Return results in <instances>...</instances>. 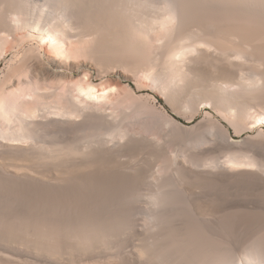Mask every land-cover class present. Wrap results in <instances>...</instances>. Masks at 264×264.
<instances>
[{
  "label": "bare ground",
  "instance_id": "6f19581e",
  "mask_svg": "<svg viewBox=\"0 0 264 264\" xmlns=\"http://www.w3.org/2000/svg\"><path fill=\"white\" fill-rule=\"evenodd\" d=\"M154 3L152 0H0V40L3 43L8 42V47L2 50V54L7 56L8 53H17L18 55L21 54L20 52L24 53V55H21L23 56L20 58L21 60L18 59L20 61H18L20 64L19 70H21V73L25 71L26 74H30L28 76L30 79H26L28 82L25 85L28 84L31 88H34L30 103L22 102L16 96L19 91L22 92V89L25 91L23 88L25 86L24 82H19L20 79L18 81L17 78L12 79V77L7 89L3 91V98L0 100V122L4 123L0 127V183L2 184L5 181L7 184L4 185L7 186L8 182H14L25 192L30 191L32 185H35V187L36 185L37 187L38 185L43 186L46 189L52 188L50 190L53 191L54 189V198L49 195L48 190L45 191L57 203L56 206L53 205L55 207L49 208L48 213H51L49 215L45 214L46 218H44L45 216L42 218L44 221L41 220L38 224V221H34L37 226H31L32 223L34 224L32 218L31 223L28 219H25V221L20 220L23 222L20 226L15 227L11 223L10 226L15 228L6 225L8 226L6 234L11 232L22 234L27 239L25 242L29 241L30 246L35 244L34 246L38 250L42 249L55 257L58 255L62 259L66 257L65 261L69 258L72 261L77 259L80 255L77 256V253H81L82 256L85 255L84 257L90 255V257L88 256L89 260L86 257L87 261H90V258L97 261L96 258L106 255L107 250H114L111 254H109L110 252L107 254L109 256L106 260H100L101 263L98 260L99 263L264 264V220L258 219V217L264 218V199L262 201H242L238 199L234 200L235 202L232 201L233 199H231L232 202L229 199V203L226 202L227 199L223 198L225 202L224 200L220 202L224 203L218 201L219 203L214 204L210 201L211 204L202 191L194 189V187H188L190 185L187 186L185 182L187 176L189 179L193 178V180L203 177L221 187L229 186L231 188L233 185H239V187L241 185H252L264 189L263 156L252 154L253 151L250 152L251 150L249 152L248 150L246 152L245 150H237L240 149L242 143L232 140L229 129L221 124L220 129H223V135H226L227 140H230L227 143L230 144L229 147L233 150L226 159L205 158L201 154V156L199 154L194 156L193 154V156L186 155V157L184 154L185 157L180 159L168 160L171 163L170 165L166 162L170 165V173L166 172L167 175L164 173L165 177L162 176V178L157 179L154 172L146 176L148 182H145L149 183V188H146L147 194L140 190L142 186L140 189L138 188L139 190L136 189L135 202L145 201V203L143 202L144 205L140 204V208L138 207L135 213V221L127 218V220L121 219V217L113 218L114 216H109L110 218L88 216L90 212L87 215L86 212L81 210V205L75 203L76 206H74L73 201L70 205V202H67V198L64 197V191L66 193L72 192L69 191V188L67 191L65 186V183L70 180H64L63 175L61 176L59 173V175L55 174L52 178L51 175L48 176L49 174L43 175L44 172L40 173L43 175H40L41 177L37 175L38 171H36L37 174L35 173V169L38 170L37 168H39V171L42 169L49 173L53 169H59L60 165L57 162L61 157H67L68 164L72 163L73 167L76 164L74 168H78L79 172V169H83L84 161H88V159L106 154L111 156L125 151L124 148L129 151L132 146L135 148V152L144 148H151L152 144H149L144 138L119 134L116 122H114L115 118L112 120V115L103 112L102 108V111L85 109L86 104L89 102L97 105L101 100L102 103L106 95V88L101 87L102 93L100 94L97 86L89 82L90 74L93 73L91 72L92 69L97 68L88 58L98 59L97 56H104L102 54L107 49L103 51L104 48L101 50L102 47H97V45L104 39L106 41L107 36L110 38V41L107 39L108 42L118 43L122 47H119L120 50L118 49L120 53L122 51L124 53L131 52L135 55V60L140 59V61H136L137 63L135 62L134 79L129 74L130 67L122 66L123 69L121 67L120 70L114 71L123 75L127 80H135V94L133 92L135 98L138 93H141V97H138L141 99L144 97L142 95H145L143 94L144 91L152 90L165 99L173 114L177 116H180V113L176 110L177 108L175 109L177 105L191 110L200 98L202 103L210 104L219 112L218 114L230 118L234 122L236 120L249 122V120L254 119V124L262 121L264 125V0H163L159 6ZM148 8H154L156 12H148L146 10ZM136 20L139 24H136ZM152 32L162 33V36L158 34L161 36L158 38L160 53L158 52L159 54L156 57L154 55L151 60L150 58L146 59L150 55H148V52L146 55V50L150 49L146 47L149 40L151 41L150 33L152 34ZM92 35L98 36L99 40H96L98 44L94 45L96 47L86 44L87 37L90 38ZM129 53L126 54L129 55ZM106 56L108 58L107 54L104 57L106 58ZM122 56L119 58L120 60ZM78 57H83V60L82 58L77 60ZM84 57H88L87 60ZM132 57L134 56L132 55ZM125 58H123L124 62ZM123 61L121 60V62ZM141 61L145 63L141 64ZM67 71L82 72L87 79L85 84L79 83L78 87L76 86L77 91L75 89L74 94H72L73 92L70 93L72 94L69 97L70 111L68 108L63 109L43 101L48 98L47 95L51 91L46 90L45 92L40 89L41 84L45 85L52 77L63 76ZM107 83L110 84H108L109 88L111 87L110 89L113 90L121 87V81L118 80H111ZM147 95L150 100L151 94ZM31 104H34V106L31 107ZM154 108L152 107V109ZM152 109L147 108L149 111H152ZM155 112L147 113L149 116L146 115L147 118L145 119L151 118L152 115L156 114ZM76 113L80 115L79 119L74 118ZM162 113L167 122L175 124L176 128L186 129V126L179 123L166 109ZM150 123L152 124V121ZM212 125L211 127L216 128L217 121ZM237 125L239 124L237 123ZM101 129L105 132H101ZM245 130L247 129L245 128ZM78 132L84 135V137L82 135L84 142L91 139L89 147L79 148L77 142L66 141V139L65 146L54 147L51 142V147H47L49 143L45 142V139H49L53 135L57 140L58 135H71L73 133L78 135ZM104 136H107V138H104ZM259 136L264 139V129L260 131ZM78 138L80 139V137ZM123 140H126V143ZM69 141L71 144H69ZM59 143V141H56L54 145H59ZM81 143L83 144V140L80 144L78 142V146ZM133 147L132 149H134ZM99 158L101 159V157ZM56 164L59 166L57 167ZM67 167L65 166V168ZM142 180L140 181L142 182ZM11 183L9 185H12ZM103 185L101 184V186ZM100 188L102 189V187ZM35 189L32 191H35ZM74 191L73 193H75ZM36 193L38 195L42 192L39 189V193ZM60 193H63L64 196H60ZM5 194L7 195V193ZM95 199L92 204L98 207ZM36 204L39 206L38 203ZM100 204L102 206V203ZM86 207L88 208V206ZM93 208L92 210L97 211ZM104 209L106 211V208ZM121 209L118 210L121 211ZM111 210L113 211V209ZM36 212L35 210L33 213ZM240 216L245 217V219L247 216L250 220L247 219L249 221L241 224L236 221L237 219H243ZM250 216H256L257 219L254 218L253 220ZM2 219L3 217H0V220ZM2 222L0 223V229L4 227ZM131 233L134 236H130ZM19 234H17L18 237H21ZM128 234L130 238H135V246L131 250H129V247L134 243L132 238H125V242L127 240L132 241L131 244H129L130 241L128 242L129 246L128 244L125 245L124 239L120 240ZM12 238L14 239V237ZM101 240H103V244L100 243ZM20 242L18 243L20 244ZM24 244L26 245V243ZM99 248L104 249L103 252L106 250V253L102 255L103 252ZM25 250L27 251V249ZM42 253L44 252L42 251ZM71 254L77 258H71L70 256L67 258ZM74 254L76 255L74 256ZM84 257H81L82 260L79 257L80 260L78 259V261L80 263L82 261L86 262ZM93 259L91 262H94ZM0 262L2 261L0 260ZM81 264L85 263L82 262Z\"/></svg>",
  "mask_w": 264,
  "mask_h": 264
},
{
  "label": "rangeland",
  "instance_id": "374dc122",
  "mask_svg": "<svg viewBox=\"0 0 264 264\" xmlns=\"http://www.w3.org/2000/svg\"><path fill=\"white\" fill-rule=\"evenodd\" d=\"M153 2H155L154 4L156 5H160V3L163 1H160V0H152ZM154 8H148L146 9L148 12H154L155 9L153 10ZM145 10V11H146ZM153 10V11H152ZM146 11V12H147ZM156 12V11H155ZM138 20H136V24H139L137 23ZM195 28V27H194ZM155 33V35H154ZM152 32V34L150 33V39L151 41L149 40V42H151L150 44L147 43V49L146 50V55H147V52H148V55L150 56H147L146 59L150 58L152 60V58H154V55L155 57L160 53V47H159V39L162 35V33H159V32ZM157 33V34H156ZM160 34V35H158ZM108 35V34H107ZM158 36V37H157ZM109 36H107L106 38L110 41V38H108ZM156 38V39H155ZM104 39V41H100L99 45H97L98 43L96 42V40H99L98 39V36H90L87 37V40H86V44H88V46H93V47H96L94 45H97V47H102L101 50L103 49L106 50V51H102L103 54L105 56V54L108 55V58L106 56V59L104 56H97L99 57L98 59L97 58H88L89 61L93 62L94 65L96 66L97 69H95V67L92 69L91 72H93L92 74H90V81L89 82H92L93 85L97 86V89L100 90V94L102 93V88H106L107 91L105 92L106 95L104 96V100H102V103H101V100L97 103V105L95 103H87L86 106H85V109L87 110H91V111H99L103 109V112L107 113L108 115H112L111 117L112 120L114 119V122H116V127L118 129V133L120 134H127L128 136H133V137H137V138H144L146 141L149 142V144L151 143L152 146L151 148H144L142 150H137V152H135V148L132 149V147L130 148L129 151H126L127 149L124 148L125 151H121V152H118L117 154H114V155H102V156H99L101 157V159L99 157L97 158H92V159H88L87 163L86 161L85 164L83 165V169H79V172H78V168H74L76 167V164L74 165L73 167V164L72 163H69L68 164V161H67V157H61L58 159V162L56 166L59 168V169H53L51 170L52 172H47L45 170H42L40 169L39 171V168H37L38 170L35 169V173L37 174L36 171H38V174L37 175H44V174H49L48 176H50L52 178V176H55L56 175H63L64 177V180H70L69 182L67 181L65 183V186H66V189L68 191V188H69V191L71 190L72 194L70 192H67L64 191V195H62L63 193H60V196H64L67 200V202H70V205H71V202L73 203V205L76 203V205H81V210H83L84 212H86V214L88 215V212H90V214L88 216H91V217H95L97 218V216L99 218L103 217V218H110V217H113V218H117V217H121V219H131L132 221H135V213L138 209V207L140 208V204H143L145 203V201L143 202H135V197H136V192L137 190L140 189V187L142 189V192L147 194V189L149 188V183L146 176H148L151 172H154L155 175H157V179H160V177L162 178L165 177L168 173L166 172H169L170 171V165L171 163L168 161V160H171L173 158H182V157H185L186 155H192L194 154L195 155H202L203 157L205 158H217V159H226V157L231 153V151H233L228 143L230 142V140H227L228 138L226 137V135H223V129L221 127V125L225 126L227 129H229V132H230V135L232 137V140L234 141H237V142H241L242 143V146H240V149H237V150H245V152L248 150V152H252V154H258L260 157L264 158V139H261V137L259 136V133L262 129H264V125L262 124V121L258 122L257 124H254L255 121H253L254 119H251L249 120V122H244V121H232V119H229L227 117H224L222 116L221 114H218L219 112L216 111L213 106H211L210 104H205V103H202V101H200V98L197 100V102L195 103V107H192L191 110L189 108H183L184 106H181V105H177L175 107V109L180 113V116H177V115H174L173 112H172V109L170 108V106L166 103L165 99H163L162 97H160L159 95H157L155 92H153L152 90H147V91H144L143 94L145 95H142L143 98H138V97H141V93H138V96H134L135 94V80H133L135 78V71H133L135 69V62L138 60L140 61L139 58H137V60H135V55L133 53H131L134 57H132V55L130 56V53L129 52H125L122 51L121 53L118 51L119 47L122 48L121 46H119V44H115L114 42H108V40ZM1 41V40H0ZM94 41V43H93ZM2 44L0 43V100L3 98V91L4 89H7V85L10 83V80L11 78L12 79H16L22 83V81L24 82L23 84L25 85L26 82H28V80L26 79H30V77L28 78V76L30 75L29 73L26 74L27 72L24 71V73H21L19 70L20 68V64L18 63V59L22 58L23 56L21 55H24V53L20 52L21 54H17V53H11V54H6L7 56H5L3 53L2 50H5L8 46V42H4L1 41ZM96 42V44H95ZM104 42H106L104 44ZM158 42V43H157ZM108 43V44H107ZM111 43V44H110ZM114 43V44H112ZM107 44V45H106ZM110 44V45H109ZM162 44V43H161ZM6 45V46H4ZM101 45V46H100ZM91 46V47H92ZM114 46V47H113ZM106 47V48H105ZM117 47V48H116ZM2 48V49H1ZM5 48V49H4ZM109 48V49H108ZM115 48V49H114ZM159 49V51H158ZM120 50V49H119ZM118 51V52H117ZM157 51V52H156ZM5 52V51H4ZM150 52V53H149ZM159 52V53H158ZM105 53V54H104ZM125 56H122L123 54ZM126 53H129L126 54ZM157 53V54H156ZM122 54V55H119ZM144 54H145V51H144ZM111 55V56H110ZM4 56V58H3ZM20 56V57H19ZM114 56V57H113ZM122 56V61H123V58H125V62H121V60L119 59L120 57ZM15 57V58H14ZM18 57V58H17ZM105 60H103L104 58ZM112 57V58H110ZM129 59H128V58ZM2 58V59H1ZM79 58V59H78ZM76 58L77 60H83V57H78ZM86 57H84V59L87 60ZM94 58V60H93ZM96 59V60H95ZM11 60V61H10ZM21 60V59H20ZM119 60V61H118ZM150 60V61H151ZM155 61V59H153ZM14 61V62H13ZM95 61V62H94ZM113 63H112V62ZM127 61V62H126ZM137 61V62H138ZM20 62V61H19ZM107 62V63H106ZM111 62V63H110ZM136 62V63H137ZM144 61H141V64L143 63ZM16 63V64H15ZM98 67H97V65ZM118 63V64H117ZM145 63V62H144ZM100 66V67H99ZM120 66V67H119ZM124 66L126 68H131V71L129 72L130 75L133 76V79H130V80H127L123 75H121L120 73L118 72H114L116 70H120L121 67ZM128 66V67H127ZM115 67V68H114ZM134 67V68H133ZM123 69V67H122ZM112 70V71H110ZM19 71V72H17ZM133 71V72H132ZM100 72V73H99ZM108 72V73H107ZM132 72V73H131ZM106 73V74H105ZM131 76V77H132ZM80 80V81H79ZM109 80V81H107ZM113 81V80H118V81H121V84L119 88H114L113 89H110L109 88V83L107 82H110V81ZM85 81H87V79L83 76V73L82 72H71V71H67L63 76H57V77H52L51 79H49L47 81V84L43 85L41 84V90L42 91H51L49 92V95L47 99H44L43 101H45L46 103H48L49 105H57L59 107H62L63 109H67L68 110L71 108H69V105H70V102H69V97H71L72 94H74V92L77 91V85L79 83H86ZM134 83V84H133ZM109 84V85H108ZM103 85V86H102ZM48 86V87H47ZM77 86V87H76ZM30 86L27 84L25 86H23V88L25 89V91L22 89V92L20 93L19 91V94H17L16 96H18L17 98L19 100H22V102H28L30 103L31 102V99L33 98V94H34V88H29ZM102 87V88H101ZM67 88V89H66ZM103 88V89H104ZM76 89V91H75ZM110 90V91H108ZM113 91V92H112ZM73 92V93H72ZM108 92V93H107ZM134 92V94H133ZM52 93V94H51ZM72 93V94H70ZM147 94H151V97L150 100L148 99V95ZM68 95V96H67ZM133 97V98H132ZM50 98V99H49ZM133 100V101H131ZM137 100V101H136ZM145 100V101H144ZM200 101V102H199ZM143 102V103H142ZM56 103V104H55ZM69 103V104H68ZM101 103V104H99ZM113 103V104H112ZM138 104V105H137ZM147 105H149L148 107H150L152 109V107H155L154 109H156L154 111V109H152L153 112H155L156 114L155 115H152L151 117V113H150V117H148V121L145 119L147 118V116H149L147 113L149 112H152V111H149L147 110ZM30 106V104H29ZM34 106V104L32 105L31 104V107ZM89 106V107H87ZM144 106V107H143ZM87 107V108H86ZM142 107V109L139 110V108ZM99 108V109H98ZM102 108V109H101ZM145 109V110H144ZM164 109H166L179 123L183 124L184 126H186V129L184 128H179L175 126V124L173 123H169L167 122L166 118L164 117V114L162 113V111H164ZM69 110V111H70ZM138 110V111H137ZM149 112H147V111ZM116 112V113H115ZM125 112V113H124ZM139 112V113H138ZM145 112V113H144ZM124 113V114H123ZM128 113V114H127ZM80 114V113H79ZM153 114V113H152ZM160 114V115H159ZM74 114V118L76 117V119H79L80 118V115H77ZM115 117H114V116ZM122 115V116H121ZM163 115V116H162ZM225 115V114H224ZM79 116V117H78ZM164 117V118H163ZM212 118V119H211ZM119 119V120H118ZM151 119V120H150ZM227 121H226V120ZM117 120V121H116ZM154 120V121H153ZM211 120V121H210ZM217 121V127L216 128H213L211 126L212 123L216 122ZM129 121V122H128ZM152 121V124L150 122ZM163 121V122H162ZM213 121V122H212ZM226 121V122H225ZM251 121V122H250ZM231 122H233L231 124ZM126 123V124H125ZM169 123V124H168ZM219 123V124H218ZM235 123V124H234ZM237 123L239 125H237ZM120 124V125H119ZM158 124V125H156ZM160 124V126H159ZM166 124H168L166 126ZM171 124V125H170ZM221 124V125H220ZM4 125V123L0 122V127H2ZM218 125H219V128H218ZM199 126V127H198ZM193 127V128H192ZM242 127V128H241ZM212 128V129H211ZM238 131H237V129ZM245 128L247 130H245ZM104 129V128H103ZM101 129V132H105V130ZM178 129V130H177ZM191 129V130H190ZM193 130V131H192ZM213 130V132L211 133V131ZM218 130V131H217ZM210 131V132H209ZM218 132V133H217ZM220 132V133H219ZM100 133V132H99ZM212 135H211V134ZM217 133V134H216ZM220 134V135H219ZM83 134H80V132H78V135L76 133V135L73 133V134H69V135H58L59 137H57V140H55V135H50L52 136L51 138L49 139H45V142L49 143V145L47 147H51V144L53 143V146H65L64 143L65 142V139L66 141L70 140L71 142L72 141H75L77 142V147L79 148H86L87 146L89 147V143L91 142L89 139L88 140H85L84 142V135L82 137ZM91 135V134H90ZM205 137L203 139V136ZM61 137V138H60ZM65 137V138H63ZM70 139H69V138ZM77 137V138H75ZM80 137V139L78 138ZM82 137V139H81ZM222 137V138H221ZM54 141H53V139ZM59 138V139H58ZM103 138V137H102ZM104 138H107V136H104ZM195 138V139H194ZM211 138V139H210ZM52 139V141H51ZM198 139V140H197ZM215 139V140H214ZM220 139V140H219ZM83 140V144L81 143L80 146H78L80 144V142H82ZM119 140V139H117ZM192 140V142H191ZM202 140V141H201ZM205 140H206V143H205ZM50 141V142H49ZM56 141H59V145H54V142ZM69 141V144H71V142ZM125 141L126 143V140H123ZM196 141V142H195ZM198 141V143H197ZM212 141V142H211ZM216 141V142H215ZM219 141V143H218ZM221 141V142H220ZM226 141V142H225ZM228 141V143H227ZM52 142V143H51ZM79 142V144H78ZM88 142V143H87ZM116 142V141H115ZM203 142V143H202ZM214 142V143H213ZM225 142V143H224ZM51 143V144H50ZM58 143V142H57ZM68 143V142H67ZM124 143V142H123ZM122 143V144H123ZM124 143V144H125ZM193 143V144H192ZM205 143V144H204ZM224 143V144H223ZM87 144V145H86ZM198 144V145H197ZM199 144H201L199 146ZM203 144V145H202ZM209 144V145H208ZM219 144V145H218ZM227 144V145H225ZM244 144V145H243ZM207 145V146H206ZM221 145V146H220ZM224 145V146H223ZM73 146V145H72ZM204 146V147H203ZM228 146V147H227ZM256 146V147H255ZM213 147V148H211ZM217 147V148H216ZM222 147V148H221ZM78 148V149H79ZM127 148V147H126ZM129 148V147H128ZM200 148V149H199ZM242 148V149H241ZM244 148V149H243ZM250 148V149H249ZM132 149V150H131ZM193 149V150H192ZM202 149V150H201ZM225 149V150H224ZM200 150V151H198ZM228 150V151H227ZM236 150V151H237ZM142 151V152H141ZM147 151V152H146ZM256 151V152H255ZM153 152V153H152ZM229 152V153H228ZM258 152V153H257ZM125 153V154H124ZM161 154V155H160ZM185 154V156H184ZM200 155V156H201ZM110 156V157H109ZM180 156V157H179ZM186 156V157H187ZM221 156V157H220ZM63 159V160H62ZM65 159V160H64ZM62 160V162H61ZM167 160V161H166ZM4 161H7V160H4ZM65 161V162H64ZM92 161V162H91ZM165 161V162H163ZM67 162V163H66ZM170 163V165L168 163ZM63 165H62V164ZM111 163V164H110ZM121 163V164H120ZM89 164V165H88ZM95 166H93V165ZM72 165V166H71ZM88 165V166H87ZM135 165V166H134ZM61 166L62 167V170H61ZM65 166L67 168H65ZM86 166V167H85ZM132 166V167H131ZM159 166V167H158ZM88 167V168H87ZM95 167V168H93ZM99 167V168H98ZM56 168V167H54ZM85 168V170H84ZM90 168V169H89ZM130 168V169H129ZM153 168V169H152ZM73 169V170H72ZM76 169V170H75ZM93 169V170H92ZM137 169V170H136ZM139 169V170H138ZM159 169V170H158ZM58 172H56V171ZM84 170V171H83ZM127 170V171H125ZM72 171V172H71ZM164 171V172H163ZM44 172V173H42ZM46 172V173H45ZM67 172V173H66ZM42 173V174H40ZM59 173V174H58ZM69 173V174H68ZM72 173V174H71ZM79 173V174H78ZM85 174L84 176L81 175V174ZM131 173V174H130ZM164 173L166 175H164ZM170 173V172H169ZM71 174V176H70ZM42 175V176H43ZM67 175V176H66ZM91 175V176H90ZM41 177V176H40ZM74 177V178H73ZM80 177V178H79ZM101 177V178H100ZM105 177V178H104ZM108 177V178H107ZM124 177V178H123ZM142 182L140 181L141 179ZM159 177V178H158ZM54 178V177H53ZM71 178H73V180H71ZM199 179L196 180V178L193 180V178H190L187 176V181H185L187 183V186L188 187H194V189H198L199 191H202L205 196L208 198H206L207 200H209V202H213L214 204H217L219 203L220 201H223L224 199L226 200V202L230 199H233L232 201L235 202L236 200H246V201H249V200H259V201H262V199H264V189L263 188H258V187H254L252 185H247V186H243L241 185L239 187L238 186H232L231 188L229 186L225 187V186H217L215 183H211V181L207 180L206 178H203V177H198ZM75 179V180H74ZM126 179V180H125ZM129 179V180H128ZM84 180V181H83ZM189 180V182H188ZM193 180V181H191ZM75 181V182H73ZM78 181V182H77ZM117 181V182H116ZM126 181V182H125ZM137 181V182H136ZM139 181V182H138ZM147 181V182H145ZM1 182V181H0ZM73 182V183H71ZM86 182V183H85ZM97 182V183H96ZM119 182V184H118ZM141 182V184H140ZM145 182V183H144ZM196 182V183H195ZM6 182L4 181V183H0V217H3L2 220H0V223L2 222V224L4 225V227H2L0 229V232L3 230V232L0 233V260L2 262H0L1 264H27L29 263L30 259V263L32 262V264H60L64 262V264H77L78 259L80 257V259L82 260L83 258L81 257H84L85 255L82 256L81 253H77V256L79 255V257L77 258L74 254V256L77 258V259H70L69 256L71 258H75L71 255H68L66 259V261L64 260L65 258H60L58 255H56V257L50 253H47L45 252L44 250L40 249H36L37 247L34 246L35 244H32L31 246L29 245L30 243H28L29 241L25 242V240H27L26 238H24L22 236V234H19L17 232H11L10 234H6V228H8V226L10 225H14L15 227H17L18 225H22L23 222L21 221H25V219H28L29 223L33 222L34 221H38V223H40L41 220L44 221V219H42L45 214L46 215H49L50 213H48L49 211V208H53L56 206L57 203H55L53 201L52 198H50L51 196L49 195H55L54 193V189L53 191L50 190L52 188H43V186H39L35 187V185H32V188H31V192L29 193L28 191H23L21 188H19L20 186L15 184L14 182L11 183V182H8V185L11 183L12 185H4ZM70 184V187H69V184ZM130 183V185H129ZM139 183V184H137ZM147 183V184H146ZM185 183V184H186ZM189 183V184H188ZM209 183V184H208ZM7 184V183H6ZM76 184V185H75ZM87 184V185H86ZM101 184L104 186H101ZM73 185V186H72ZM75 185V186H74ZM78 185V187H77ZM94 185V186H93ZM148 185V186H147ZM216 185V186H215ZM4 186V187H3ZM13 186V187H12ZM16 186V187H14ZM80 186V187H79ZM90 186V187H89ZM97 186V188H96ZM119 186V187H118ZM139 186V187H138ZM38 188L37 190L35 189V191H32L34 188ZM40 187V188H39ZM74 189H73V188ZM93 187V188H92ZM99 187V189H98ZM102 187V189L100 188ZM107 187V188H106ZM125 189H124V188ZM17 188V189H15ZM78 188V189H76ZM91 188V189H90ZM96 188V189H95ZM104 188V189H103ZM115 188V189H114ZM139 188V189H138ZM147 188V189H146ZM205 188V190H204ZM208 188V189H207ZM3 189V190H2ZM21 189V190H20ZM39 189H40V192L42 193H39ZM83 189V190H82ZM90 189V190H89ZM95 189V190H93ZM108 189V190H107ZM137 189V190H136ZM218 189V190H217ZM2 190V191H1ZM15 190V191H14ZM42 190V191H41ZM44 190V191H43ZM45 190H48L50 192V194L45 191ZM75 190V191H74ZM73 191L76 193H73ZM77 191V192H76ZM81 191V192H80ZM91 191V192H90ZM105 191V193H104ZM108 191V192H107ZM147 191V192H146ZM217 191V192H216ZM20 192V193H19ZM33 192V193H32ZM35 192V193H34ZM38 192L39 196L37 195ZM53 192V193H52ZM92 192L94 193H98L97 196L96 194L94 195ZM220 192V193H219ZM7 193V195L5 194ZM18 193V195H17ZM23 193V194H22ZM26 196H24L25 194ZM29 196H28V194ZM46 195H45V194ZM93 195H91V194ZM5 194V195H4ZM45 196H44V195ZM49 194V195H48ZM80 194V195H79ZM102 194V195H101ZM104 194V195H103ZM106 194V195H105ZM129 194V195H128ZM11 195V196H10ZM34 195V196H33ZM79 195V196H78ZM85 195V196H84ZM222 195V196H221ZM24 196V197H23ZM31 196H33L31 198ZM76 196V197H75ZM87 196V197H86ZM106 196V197H105ZM121 196V197H120ZM210 196V197H209ZM213 196V197H212ZM231 196V197H230ZM19 197V198H18ZM28 197V198H26ZM41 197V199L39 198ZM71 197V198H70ZM91 197H94V198H91ZM108 197V198H107ZM218 197V198H217ZM258 197V198H257ZM4 198V199H3ZM8 198V199H6ZM11 198V199H10ZM24 198V199H23ZM38 202H37V200ZM50 198V199H49ZM54 198V197H53ZM74 198V199H72ZM78 198V200H77ZM96 198V199H95ZM102 201H100L99 200ZM113 198V199H112ZM224 198V199H223ZM35 199V200H34ZM48 199V200H47ZM56 199V198H55ZM63 199V198H62ZM71 199V200H70ZM91 199V200H90ZM94 199L96 200L95 203L97 202V206L96 207L94 204H92V202H94ZM104 199V200H103ZM13 200V201H11ZM70 200V201H69ZM124 200V201H123ZM206 200V201H207ZM214 200V201H213ZM224 200V202H225ZM235 200V201H234ZM3 201H4V204H3ZM7 201V202H5ZM30 201V202H29ZM32 201V202H31ZM36 201V203H38L39 206H37L36 203L34 202ZM42 203H40V202ZM51 201V202H50ZM75 201V202H74ZM79 201V202H78ZM82 201V202H81ZM90 201V202H89ZM219 201V202H218ZM230 201H228L230 203ZM231 201V202H232ZM9 202V204H8ZM50 206L49 205V203ZM54 202V203H53ZM127 202V203H126ZM208 202V201H207ZM208 202V203H209ZM210 202V203H211ZM217 202V203H216ZM224 202H220V203H224ZM30 203V204H29ZM33 203V204H32ZM52 203V204H51ZM102 203V206L101 204ZM110 203V204H109ZM116 203V204H115ZM130 203V204H129ZM4 206H3V205ZM24 204V205H23ZM36 204V206H35ZM47 204V205H45ZM86 204V205H85ZM105 204V205H104ZM119 204V205H118ZM123 204V205H122ZM128 204V205H127ZM212 204V203H211ZM7 205V207H6ZM18 205V207L16 208V206ZM55 205V206H53ZM74 205V206H76ZM84 205V206H83ZM134 205V206H133ZM9 206V207H8ZM14 206V207H13ZM29 206V207H28ZM33 206V207H32ZM35 206V208H34ZM72 206V207H74ZM85 206H88V208ZM92 206V207H91ZM105 206V207H104ZM124 206V207H123ZM129 206V207H128ZM4 207V208H3ZM20 207H22L20 209ZM25 207V208H24ZM44 207V208H42ZM48 207V208H46ZM89 207H91V209H89ZM94 207V208H93ZM103 209H102V208ZM7 208V209H6ZM16 208V209H15ZM38 208V209H37ZM85 208V209H84ZM93 209H97L96 210H92ZM106 208V211L105 209ZM110 208V209H108ZM121 209L118 210V209ZM124 208V209H123ZM11 209V210H10ZM19 210V211H15V210ZM113 209V211L111 210ZM8 210V211H6ZM15 212H14V211ZM33 210V211H32ZM39 211L38 213H33L34 211ZM44 210V211H43ZM92 210V211H91ZM104 210V211H103ZM128 210V211H127ZM22 211V212H21ZM25 211V212H24ZM42 211V212H41ZM47 211V212H46ZM81 212V213H84V212ZM4 212V213H2ZM17 212V213H16ZM31 212V213H30ZM94 212V213H93ZM105 212V213H104ZM107 212V213H106ZM125 212V213H124ZM131 212V214H130ZM26 213V214H25ZM33 213V214H32ZM41 215H40V214ZM114 213V214H113ZM3 214V215H2ZM7 214V215H6ZM16 214V215H15ZM18 214V216H17ZM21 214V215H20ZM29 214V216H28ZM33 217H31L32 215ZM34 214H35V217H34ZM38 214V216H37ZM77 214V213H76ZM98 214V215H97ZM104 214V215H102ZM106 214V215H105ZM120 214V215H118ZM127 214V215H126ZM78 215V214H77ZM83 215V214H82ZM95 215V216H94ZM108 215V216H107ZM123 215V216H122ZM17 216V217H16ZM22 219H21V217ZM24 216V217H23ZM101 216V217H100ZM110 216V217H109ZM245 216V215H244ZM248 216V215H247ZM246 216V219L245 217H241L243 219L239 220V216H237V219L236 221L240 222L241 224H243L244 222L246 223L247 221L250 220V218H247ZM6 217V219H5ZM37 217V218H36ZM48 217V216H47ZM57 217V216H56ZM129 217V218H128ZM249 217V216H248ZM251 219L254 220L257 219L256 216H250ZM253 217V218H252ZM258 217V216H257ZM13 218V219H12ZM18 218V219H17ZM32 218V220H31ZM34 218V219H33ZM39 218V219H38ZM46 218V216L44 217ZM15 219V220H14ZM18 222H16L17 220ZM31 221H30V220ZM126 219V220H127ZM249 219V220H247ZM259 220H264L261 219L260 217H258ZM8 220V221H7ZM21 220V221H20ZM11 221V222H10ZM19 221H20V224H19ZM34 224L32 223L31 226H34ZM12 223V224H11ZM18 223V224H17ZM42 223V222H41ZM244 223V224H245ZM17 224V225H16ZM37 224L35 226H37ZM8 225V226H6ZM30 225V224H29ZM14 226H12L13 228H15ZM11 227V226H10ZM9 227V228H10ZM11 227V228H12ZM5 228V229H4ZM15 236H14V235ZM21 235V237H18V235ZM14 237V239L11 237ZM132 235V233L130 234V236ZM129 234L128 236L126 235L124 238L120 239V240H123V242L126 244H131L132 241L134 243H132V245H130V249L131 250L134 246H135V238L131 237L132 238V241L131 240H127V242H125V238L129 237ZM134 236V234L132 235ZM4 237V238H3ZM6 237V238H5ZM11 237V239H10ZM19 240H18V239ZM20 238H22V240H20ZM128 238V239H129ZM130 238V239H131ZM17 239V241H15ZM119 240V241H120ZM6 241V242H5ZM21 241V242H20ZM26 243V246L24 243ZM20 242V244L18 243ZM121 242V241H120ZM101 244H103V240H101L100 242ZM18 244V245H17ZM22 244V245H21ZM128 244V246H129ZM134 244V245H133ZM9 245V246H8ZM109 245V244H108ZM19 246V247H18ZM35 250H34V248ZM103 247V245H101ZM100 246V247H101ZM127 246V248H128ZM132 246V247H131ZM11 247V248H10ZM26 247V248H25ZM29 247V248H28ZM8 248V249H7ZM27 249V251L25 250ZM44 253H42V251ZM99 250H102V252L104 251V249L102 248H99ZM30 251V252H29ZM114 251V250H112ZM112 251H109L107 250V253H106V250L105 252L102 253V255L104 253H106V255L104 254L103 257L100 256V257H97L95 261V259L93 258H90V261H87V259L89 260L88 256L90 257V255H87V259L86 257H84V260L86 259V262L85 261H82L84 262L85 264H100L103 259L106 260L107 255L109 252V254L112 253ZM114 253V252H113ZM2 254V255H1ZM40 256H39V255ZM45 254V255H44ZM89 254V253H88ZM92 254V253H90ZM25 255V256H24ZM44 255V256H43ZM51 255V256H49ZM67 255V254H66ZM7 256V257H6ZM30 256V257H29ZM48 256V257H47ZM65 256V255H64ZM97 256V254H96ZM105 256V258H104ZM33 257V258H32ZM43 257H44V260H43ZM54 257V258H53ZM93 257V256H92ZM12 258V259H11ZM53 258V259H52ZM99 258V259H98ZM9 261H8V260ZM25 259V260H23ZM57 259V260H56ZM79 259V260H80ZM94 260V262H91V260ZM10 260H12L10 262ZM14 260V261H13ZM27 260V261H26ZM36 260V261H35ZM42 260V261H41ZM100 263H99V261ZM104 260V261H105ZM18 261V262H17ZM21 261V262H20ZM46 261V262H45ZM50 261V262H49ZM53 261V262H52ZM59 261V263H58ZM61 261V262H60ZM72 261V263H70ZM15 262V263H14ZM26 262V263H24ZM55 262V263H54ZM81 262V263H82ZM80 262L78 264H81Z\"/></svg>",
  "mask_w": 264,
  "mask_h": 264
}]
</instances>
